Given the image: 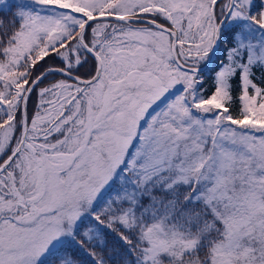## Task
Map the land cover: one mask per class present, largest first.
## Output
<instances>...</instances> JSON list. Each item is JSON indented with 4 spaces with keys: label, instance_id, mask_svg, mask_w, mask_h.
<instances>
[{
    "label": "snow or ice",
    "instance_id": "6c2138e0",
    "mask_svg": "<svg viewBox=\"0 0 264 264\" xmlns=\"http://www.w3.org/2000/svg\"><path fill=\"white\" fill-rule=\"evenodd\" d=\"M0 264H264V0H0Z\"/></svg>",
    "mask_w": 264,
    "mask_h": 264
},
{
    "label": "rangeland",
    "instance_id": "374dc122",
    "mask_svg": "<svg viewBox=\"0 0 264 264\" xmlns=\"http://www.w3.org/2000/svg\"><path fill=\"white\" fill-rule=\"evenodd\" d=\"M35 103H36V97L34 96V98L32 99V103H31V108L32 110H34V107H35Z\"/></svg>",
    "mask_w": 264,
    "mask_h": 264
},
{
    "label": "trees",
    "instance_id": "16d2710c",
    "mask_svg": "<svg viewBox=\"0 0 264 264\" xmlns=\"http://www.w3.org/2000/svg\"><path fill=\"white\" fill-rule=\"evenodd\" d=\"M206 86H208V87H210L211 86V79L209 78V80H208V84L206 85ZM33 98H34V96H33ZM32 98V99H33ZM31 105V104H30ZM30 107V111L32 110V108H31V106H29Z\"/></svg>",
    "mask_w": 264,
    "mask_h": 264
}]
</instances>
